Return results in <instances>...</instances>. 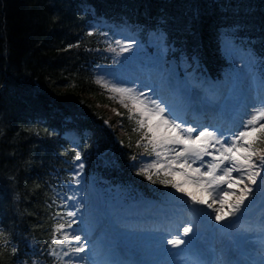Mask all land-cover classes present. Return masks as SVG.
Masks as SVG:
<instances>
[{
	"label": "trees",
	"instance_id": "obj_1",
	"mask_svg": "<svg viewBox=\"0 0 264 264\" xmlns=\"http://www.w3.org/2000/svg\"><path fill=\"white\" fill-rule=\"evenodd\" d=\"M93 19L144 40L162 33L166 63L184 59L206 81L235 70L229 36L261 63L264 82V0H0V264H59L52 241L77 152L88 179L122 188L123 204L181 195L137 174L154 157L99 79L120 47L91 30Z\"/></svg>",
	"mask_w": 264,
	"mask_h": 264
},
{
	"label": "rangeland",
	"instance_id": "obj_2",
	"mask_svg": "<svg viewBox=\"0 0 264 264\" xmlns=\"http://www.w3.org/2000/svg\"><path fill=\"white\" fill-rule=\"evenodd\" d=\"M93 22L91 30H98L107 43L120 47L114 56L118 59L114 66L99 69L101 82L110 89L126 87L145 92L174 112L178 122H184L186 127L199 126L198 131L207 127L211 131L219 125L230 135L241 130L253 111L264 105V82L258 80L261 63L247 49L233 44L229 36L224 40V53L235 70L225 72L223 79L213 82L200 80L184 59L167 64L168 46L162 33L150 32L144 40L139 30L126 25L119 27L98 19ZM129 44L131 49L122 52L121 47ZM110 95L120 103L119 94ZM80 163L84 165L83 160L75 161L72 182L60 201L65 208L61 224L72 226L53 238L62 240L64 234L70 237L63 245H54L59 264H205L209 255L218 256L215 264H264V192H257L246 210L232 221L220 224L209 217L211 209L203 206L197 205L199 211L186 205L175 208L174 203L187 201L181 195L168 202L141 198L123 204L127 197L119 185L107 181L97 185L94 179L86 177L84 167L79 168ZM254 204L260 209L255 214L249 213ZM140 207L143 213H138ZM69 211H75L76 216L69 217ZM173 213L179 216L167 224L166 217L170 219ZM135 219H147V223L133 224ZM189 221L193 225L192 243L179 248L167 244L166 239L178 232L176 225ZM75 235L81 236L80 244L87 242V251L72 253L71 258L63 256L78 246L71 240ZM184 239L187 241L189 237ZM98 255H103L99 261Z\"/></svg>",
	"mask_w": 264,
	"mask_h": 264
},
{
	"label": "snow or ice",
	"instance_id": "obj_3",
	"mask_svg": "<svg viewBox=\"0 0 264 264\" xmlns=\"http://www.w3.org/2000/svg\"><path fill=\"white\" fill-rule=\"evenodd\" d=\"M131 47L132 44L122 46L121 51L127 52ZM111 91L118 93L120 103L129 109V119L135 124L133 131L140 134L137 146L143 144L145 153L154 157L140 167L138 175L153 184L174 189L181 198L187 197L186 203L211 209L209 217L220 224L232 221L246 210L257 192H264V150L257 148L258 144H264V105L253 111L241 130L228 135L221 129L210 131L203 127L198 131L199 126L186 127L168 107L135 88L112 87ZM125 100L130 101L131 108ZM74 159L81 161V154L75 153ZM83 167L80 163L79 168ZM68 216L75 217L76 212L69 211ZM71 226V223L58 224L56 232ZM176 227L178 232L166 239V243L173 248L192 243V221ZM0 239H6L3 233ZM69 239V235L64 234L62 240L53 239L52 244L63 245ZM81 239L79 235L72 236L71 240L78 246L72 248L71 253L64 252L63 256L71 258L72 253H85L87 242L80 244ZM51 254L59 255L54 249Z\"/></svg>",
	"mask_w": 264,
	"mask_h": 264
},
{
	"label": "bare ground",
	"instance_id": "obj_4",
	"mask_svg": "<svg viewBox=\"0 0 264 264\" xmlns=\"http://www.w3.org/2000/svg\"><path fill=\"white\" fill-rule=\"evenodd\" d=\"M166 87H167V86L164 85V86L162 87V89L165 90ZM216 126H219V125H216ZM142 203H143V202H142ZM207 210L210 211L209 209H207ZM143 211H144L143 208H141V207L138 208V213H143ZM142 218H144V217H142ZM168 221H169V222H168ZM168 223H170V220H169V219L167 220V224H168ZM96 229H97V227H96ZM93 232H94V231H93ZM95 233H96V232H95ZM104 238H106V237H104ZM108 238H109V237H108ZM94 241L97 242V241H98L97 238H96ZM96 254H97V253H96ZM101 256H103V255H98V256L96 257V260H97V261L101 260ZM225 260H226V257H225ZM238 264H241V263L238 262Z\"/></svg>",
	"mask_w": 264,
	"mask_h": 264
}]
</instances>
